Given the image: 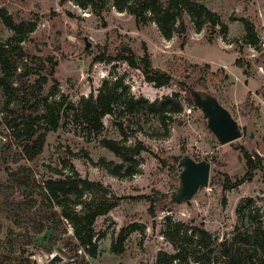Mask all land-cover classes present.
Listing matches in <instances>:
<instances>
[{"label":"rangeland","instance_id":"1","mask_svg":"<svg viewBox=\"0 0 264 264\" xmlns=\"http://www.w3.org/2000/svg\"><path fill=\"white\" fill-rule=\"evenodd\" d=\"M193 1L217 14L220 24L206 23L198 31L185 12L177 21V32L166 39L151 14L139 21L128 11L120 12L113 0L98 2L95 8L80 7L75 0H0V44L8 50L7 71L0 67V78L10 86L25 88L45 76L49 83L44 96L50 102L63 96L67 104H78L97 96L104 82L119 78L138 99L154 103L180 93L182 106L166 125L148 113L139 119L125 117L126 136L111 116L103 120L104 133L91 140L67 121L46 135L41 155L28 161L18 145L7 147L6 123L14 114L30 111L31 104L22 92L7 95L0 87V264H45L46 257L56 254L65 259L62 264H157L163 253L180 254L182 264H264V241L247 234L259 224L264 229V0ZM3 16L11 18L15 29ZM125 46L138 58L147 54L155 69L173 77L171 86L157 89L140 70L109 62ZM181 83L213 94L239 124L242 137L221 144L202 111L185 99ZM40 112L41 108L35 115ZM104 138L143 145L135 175L115 177L99 164L101 159L121 163L101 145ZM245 153L258 166L251 179H244ZM185 155L211 164L208 188L200 189L189 204L161 209L157 202L152 216L150 201L139 197H171L182 171L173 159ZM73 167L83 179L103 185V191L87 193L85 200L103 194L123 198L95 223L96 258L84 249L78 255L65 253L63 241L54 243L49 231L35 233L37 215L29 220L24 212L14 211L17 204L41 202L45 182L73 175ZM9 171L24 174L29 181L20 186ZM61 232L65 240L73 239V227L65 219ZM121 233L124 253L117 255L112 245L119 243Z\"/></svg>","mask_w":264,"mask_h":264},{"label":"trees","instance_id":"2","mask_svg":"<svg viewBox=\"0 0 264 264\" xmlns=\"http://www.w3.org/2000/svg\"><path fill=\"white\" fill-rule=\"evenodd\" d=\"M75 1L80 7L88 8L91 6L95 8L98 2L104 4L108 0ZM113 2L120 12L128 11L139 21H146L148 19L147 14H151L153 16L152 19L166 39H171L177 32V29H179L177 21L185 12L191 16L198 31H201L206 23H210L214 27L220 24L217 14L209 10L205 5L193 0H169L166 4L161 0H113ZM3 17L6 25L14 28L11 18ZM181 28L184 30L183 26ZM222 28L226 30L227 26L222 24ZM7 51L6 45L0 44V67L4 73L7 71L5 58ZM96 61L102 62L104 59L97 58ZM109 62L126 63L129 67L140 70L145 81L153 84L157 89L170 87L173 81L171 75L153 67L147 54L143 58H138L128 46L123 47L116 57L111 58ZM54 82L57 84V80L54 79ZM48 83V77L40 76L33 85L25 88H14L8 82L6 83V78H0V87L5 88L7 95H15L17 92H22L24 99H28L26 103L31 104L30 111H26L24 114H14V117L7 118L6 123L7 130L10 133L7 147L18 145V147L22 148L23 157L28 161H34L41 155L44 150L46 135L51 132H57L67 121L74 124L77 132L87 140H91L93 137H100L104 133L105 125L103 120L107 116H111L114 119L115 126L118 127L123 136H126L123 122L125 117L139 119L145 113H148L156 115L158 120L163 125H166L173 115H177L182 111L181 102L178 99L181 97L180 93H174L173 97L150 103L142 98H136L119 78L112 82H104L97 96L92 95L88 98H82L78 104H67V100L63 96L58 101L50 102L49 97L44 96V90ZM189 87L196 90L192 85H189ZM180 88L181 92L186 93L185 99L193 103L190 89L186 84L181 83ZM53 94L54 92L51 93V95ZM7 108H9V104H7ZM40 108L41 112L35 115ZM100 142L104 148L114 153L121 160V163L116 164L115 162L101 159L99 164L103 168L119 178L132 177L136 174L139 167L137 157L145 150L142 144L129 146L125 142L108 138H104ZM244 155L247 167L244 179H251L258 166L248 153ZM180 160L173 159V162L179 165ZM9 176L20 186L25 185L29 181L27 176L19 172L9 171ZM243 181V179L239 180L235 185L238 186ZM33 183H36V181H33ZM100 191H103L102 184L83 179L74 169L73 175H63L59 179L46 181L40 192L41 202L37 199H32L28 205L17 204L14 211L17 214L20 211L24 212L26 214L25 217L29 220L32 215H37L39 220H35L33 223L35 233L42 234L49 231L54 243L63 241L62 250L65 253L78 255V251L84 249L86 254L96 258L98 246L95 242V223L99 217L106 216L117 208L120 201L123 200V198L108 197L104 194L100 199L85 200L87 193H99ZM157 195L159 196L160 194L158 193ZM139 199L150 201V213L152 216L156 214L155 205L157 202L160 203L159 207L161 209L173 204L171 197L167 195H160L157 199L140 196ZM79 207L81 210H78ZM34 209L36 211L33 212ZM21 218L22 216L19 219ZM63 219L72 225L74 230L73 239L65 240L63 238V233L61 232ZM252 229L251 232L248 230L247 234L264 241L262 224ZM202 234L205 237L207 236L204 231H202ZM167 238L175 246L177 245L170 233H167ZM118 242L117 244L113 243L112 251L120 255L124 253L123 233L120 234ZM204 247L208 248V244L205 243ZM235 257L238 258V255H235ZM176 262L182 264L180 254L173 256L163 253L157 260V264H177Z\"/></svg>","mask_w":264,"mask_h":264},{"label":"water","instance_id":"3","mask_svg":"<svg viewBox=\"0 0 264 264\" xmlns=\"http://www.w3.org/2000/svg\"><path fill=\"white\" fill-rule=\"evenodd\" d=\"M90 44L86 43V48ZM190 89L193 102L202 111L208 122V128L216 136L221 144L231 143L242 137L239 124L232 115L217 100V98L206 92ZM182 169L179 175V187L171 195L173 204H189L195 194L202 188H208L211 172V164L206 161L197 162L190 155L182 157L179 163ZM65 259L56 254L45 259V264H62Z\"/></svg>","mask_w":264,"mask_h":264}]
</instances>
